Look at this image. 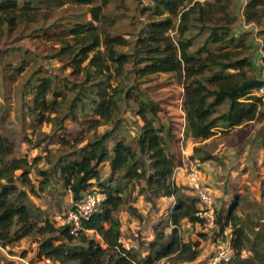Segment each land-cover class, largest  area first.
Instances as JSON below:
<instances>
[{"label": "trees", "instance_id": "16d2710c", "mask_svg": "<svg viewBox=\"0 0 264 264\" xmlns=\"http://www.w3.org/2000/svg\"><path fill=\"white\" fill-rule=\"evenodd\" d=\"M63 1L0 0V43L7 33L39 24L48 18L43 8ZM240 1L152 0L141 7L140 27L129 33L130 38L112 33L103 12L105 5L90 6L89 20L52 22L30 33L45 43L47 54L70 70L63 74L40 67L22 86L23 104L35 122L51 126L38 145L56 138L62 151L50 173L41 170V188L49 184L51 176L58 177L70 190L75 205L95 180L104 198L99 209L83 221L84 230L78 235L72 234L68 225L41 216L44 211L30 198L35 186L27 157L15 155L11 139L0 134V248L37 236L34 264L43 256L65 264H156L178 250L190 253L188 261L197 258L199 251L192 250L179 231L184 220L203 224L206 219L199 214V198L183 193L173 178L181 164L175 147L176 130L163 119L162 104L140 84L151 75L175 74L184 89V131L197 141L215 135L219 126L235 127L259 119L264 114V97L254 92L264 88V79L249 71L255 65L246 55V38L235 37ZM244 1L245 22L263 26L264 0ZM196 27L198 33H193ZM203 32H207L205 38L194 49L196 36ZM223 105L227 108L220 110ZM125 109L133 110L142 121L138 151L124 138H116L112 150L107 143L123 121ZM66 120L77 125L78 131H71ZM106 124L112 125V130L99 133L98 128ZM258 136L257 141L264 146V128ZM199 158L205 161L213 156L204 153ZM106 161L111 172L103 179L100 168ZM135 185L136 196L143 195L153 205L162 196L175 199L168 213L172 226L169 237L164 230L157 232L144 255L124 244L116 216L122 207L141 216L132 203ZM214 214L219 233L233 228L230 245L234 254L228 262L211 264H264V246L251 241L234 210ZM248 245H252L251 255L244 257L242 252Z\"/></svg>", "mask_w": 264, "mask_h": 264}, {"label": "rangeland", "instance_id": "374dc122", "mask_svg": "<svg viewBox=\"0 0 264 264\" xmlns=\"http://www.w3.org/2000/svg\"><path fill=\"white\" fill-rule=\"evenodd\" d=\"M152 0H91L89 4H76L74 1L65 0L58 4H50L43 8L48 18L40 20L39 24H29L20 27L17 31L7 33L0 43V134L5 135L14 145V154L26 156L29 162L30 173L35 192L30 195L34 205L60 224L61 218L73 206L72 194L62 186V181L55 176L50 177L49 184L43 189L40 180L43 179L41 170L51 172L58 155L56 138L38 141L46 138L51 131L47 123L37 124L34 117L24 106L22 86L31 77L36 69H48L53 72L66 74L69 69H64L63 63L57 57L47 54L45 43L34 38L30 33L37 26H48L52 22L73 23L75 21L89 20L91 14L89 7L92 5H105L103 12L107 17V24L112 33L136 32L140 27V9L149 5ZM105 2V3H104ZM104 3V4H103ZM245 1L239 2V16L235 22V37L246 38L249 48L246 55L250 57L255 68L250 73L261 77L260 61L264 51V28L244 20L242 9ZM198 28H193V33H198ZM207 32L199 33L194 49L200 45ZM24 67L22 72L16 70ZM142 89L158 100L164 107L162 117L168 120L177 133L176 152L181 158V164L175 169L173 178L182 186L183 193L198 198V192L192 187L188 178L190 173L197 171L200 181L205 185L214 201V211L223 210L224 213L233 209L240 219L239 225H245V231L251 241L264 246V146L257 141L258 134L264 128V114L257 120L245 122L235 127L219 126L216 134L204 141H197L186 135L184 131L185 112L182 109L184 89L173 73H160L148 76L140 84ZM254 94L264 97V88ZM30 98L31 96H27ZM135 106V104H133ZM223 105L220 110H225ZM264 111V107L262 108ZM118 128L107 140L110 150L116 138H124L138 151V134L142 124L141 119L131 109H125ZM71 131H78V126L65 122ZM112 125L106 124L98 128L99 133L112 130ZM220 129H224L223 132ZM53 134V133H51ZM262 142V140H261ZM199 147L198 151L195 148ZM48 148V150H45ZM204 153H211L213 158L200 160ZM103 179L110 175L111 169L108 161L101 165ZM177 170V171H176ZM21 170L17 171V174ZM176 172V173H175ZM176 174V176H175ZM144 184V182H141ZM132 203L139 215L131 214L122 207L116 216L121 223L122 238L125 245L133 247L143 255L147 253V244L155 239L157 232L164 230L166 238L171 233L172 226L168 222L169 209L174 206V197H160L156 204L146 201L143 195H137L138 186H134ZM97 189L94 186L91 189ZM200 207L202 205L199 202ZM233 228L227 227L225 232L219 233L218 227H208L205 223H191L184 220L181 223L179 234L184 242L191 244L192 250H198L199 255L193 261H188V253L176 251L162 258L156 264H211L217 247L230 244ZM88 234L100 238L93 231ZM37 236H30L9 246L0 248V264H34L37 250ZM231 246V245H230ZM252 245L243 250V256L251 255ZM232 248V247H231ZM233 254H234V249ZM36 264H43L38 260Z\"/></svg>", "mask_w": 264, "mask_h": 264}, {"label": "built area", "instance_id": "2783aa9c", "mask_svg": "<svg viewBox=\"0 0 264 264\" xmlns=\"http://www.w3.org/2000/svg\"><path fill=\"white\" fill-rule=\"evenodd\" d=\"M260 74L264 79V60L260 61ZM263 89V88H262ZM260 89V90H262ZM192 187L198 192L200 207L199 214L204 216L208 227L215 226L214 201L209 189L202 184L197 171L190 173L189 177ZM70 192V190H68ZM71 193V192H70ZM104 193L97 189H89L83 193L82 199L73 205L61 218L60 225H68L70 232L78 235L84 230L83 221L90 218L100 207ZM233 257V250L230 244L217 247L214 252L213 262H228ZM43 264H65L58 259L43 256Z\"/></svg>", "mask_w": 264, "mask_h": 264}, {"label": "crops", "instance_id": "0c3cea01", "mask_svg": "<svg viewBox=\"0 0 264 264\" xmlns=\"http://www.w3.org/2000/svg\"><path fill=\"white\" fill-rule=\"evenodd\" d=\"M177 171V170H176ZM176 173V172H175ZM175 176H176V174H175ZM175 200V199H174Z\"/></svg>", "mask_w": 264, "mask_h": 264}]
</instances>
